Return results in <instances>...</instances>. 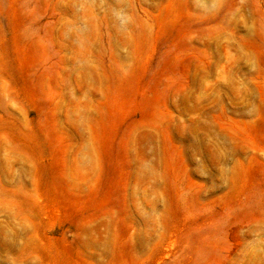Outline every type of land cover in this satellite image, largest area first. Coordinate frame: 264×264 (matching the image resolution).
<instances>
[{
	"label": "rangeland",
	"instance_id": "obj_1",
	"mask_svg": "<svg viewBox=\"0 0 264 264\" xmlns=\"http://www.w3.org/2000/svg\"><path fill=\"white\" fill-rule=\"evenodd\" d=\"M0 264H264V0H0Z\"/></svg>",
	"mask_w": 264,
	"mask_h": 264
}]
</instances>
